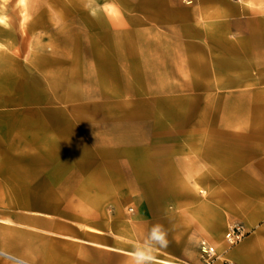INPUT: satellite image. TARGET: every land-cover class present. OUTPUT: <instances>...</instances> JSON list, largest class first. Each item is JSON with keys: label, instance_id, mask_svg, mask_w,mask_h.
Here are the masks:
<instances>
[{"label": "crops", "instance_id": "crops-1", "mask_svg": "<svg viewBox=\"0 0 264 264\" xmlns=\"http://www.w3.org/2000/svg\"><path fill=\"white\" fill-rule=\"evenodd\" d=\"M133 6L134 13L138 15L131 20L130 33H115L119 39L123 35L127 37L126 45L108 46L110 51L101 45L106 47L105 55L115 58L116 53L125 55L126 58L120 57L121 61L124 59L121 65L114 62L115 69L122 76L118 82H111L110 78L103 80L105 86L97 82L101 89H106L100 95L103 103L100 106L106 102L117 104L124 95H129L132 96V109L119 115L110 113L108 109L69 111L67 117L78 114L83 121H75L68 127L94 132L93 136L87 132L73 133L74 139L68 137L70 146L73 142L76 145L88 143L89 147L77 146L67 157H58V154L50 157L52 161L56 160L57 167L65 161L71 167L62 179L57 180L58 198L65 195L70 200L79 196L80 193L71 194V191L77 192V182L84 185L81 186L84 193L90 190L95 194L102 193L103 200L94 207L84 203L73 205L71 201L66 204L72 206L69 214L66 213L67 220L83 223L85 229L65 228L66 225L57 222L59 227L55 233L105 248V257L113 260L104 264H125L133 245L141 241L154 225L156 220L150 222V219L157 213L176 212L167 205V201L174 199L175 202L177 195L171 190L168 195L163 183L174 180L171 170L176 163L169 155L173 150L181 149V139L199 149L206 145L211 152L205 155L212 159H219L220 146L226 144L229 157L238 154L244 160L252 155L260 159V165L264 164V0H192L189 4L177 0H139ZM125 85L132 86L128 92L123 90ZM223 102L228 103L229 117L232 113H244L245 118L250 119L249 124L221 128L219 111ZM114 117L130 118L127 123L137 128L135 134L138 138L139 134L147 136V140L132 144L134 148L130 153L135 154L132 161L136 160L138 152L143 156L144 151V162L156 165L151 180L163 185V189L151 191L129 187L137 193L134 198L130 196L137 210L129 222L119 220L128 198L122 194L118 177L105 168L107 179L99 181L90 172L91 166L99 165L106 157L104 152L112 158H118L125 152L128 143L123 139L127 132L121 129V120L108 121ZM131 121H136V124ZM145 125L148 126L147 131L140 128ZM49 128L56 134L53 124ZM215 130L229 133L233 142L222 143L210 138L206 144L202 140L193 142ZM55 140L53 136V144ZM237 150L243 152L236 153ZM161 159L164 162L158 161ZM37 163L40 165L38 157ZM82 166L89 170L82 171ZM39 190L41 186H37L36 191ZM36 196L43 197V194L37 193ZM59 207H63L61 203ZM37 208L41 213L58 214L55 206L42 202ZM97 213L101 215L99 219L88 216ZM111 214L115 215L109 217ZM171 219L170 216L167 220ZM124 231H131V242L121 238ZM226 257L230 264H264L263 224L250 225L249 231L228 247ZM156 264L170 263L162 260Z\"/></svg>", "mask_w": 264, "mask_h": 264}, {"label": "rangeland", "instance_id": "rangeland-1", "mask_svg": "<svg viewBox=\"0 0 264 264\" xmlns=\"http://www.w3.org/2000/svg\"><path fill=\"white\" fill-rule=\"evenodd\" d=\"M40 1V15L43 27L34 33V35L39 33L38 42L40 46L47 52L52 51L50 45H54L57 50H60L59 52L64 59L62 65L57 68L74 69L76 67L75 62L82 58L80 64L87 66L93 75L94 65L91 64L90 60L88 61L84 58L83 51L80 48H83V46L88 47L96 55L99 54L96 49L100 48L101 44H104L101 42L99 30V22L101 20L104 23V30L112 36L109 37L108 45L119 47L126 45L128 39L124 35L130 33L131 20L133 16L138 15V13H134L133 5L138 4L139 0ZM177 1L184 4L187 3L183 0ZM111 21H119L120 25L114 27ZM117 31H122L121 33L124 34L120 39L116 37L117 34L115 35ZM82 32L86 36L84 38L86 45L80 42L82 41L80 37ZM33 36L29 35L28 39L22 42L23 47L18 57V61L21 62L29 78L32 75V71L25 67L24 62L30 56L26 49L29 39H31L30 45H35ZM78 40L79 44L83 46L74 53V49H78V45H75L74 42ZM1 41L0 48L3 47ZM10 41H14L13 46L15 48H20L19 32L16 31V35ZM60 53L55 52V55L60 56ZM82 77L84 75H81L77 82H67L68 89L79 95L76 100L69 103L81 105L92 102L103 105L100 102V95L106 90L105 87L101 89L94 77L92 82H89L88 78L84 79ZM42 80L44 81V79ZM126 87L129 89L132 86L127 85ZM42 91H44L43 88ZM87 93H91V96L85 97ZM44 95L46 96L47 94ZM124 96L122 101L117 104L106 102L104 106L98 107L101 110L108 109L110 113H117V115L127 113L133 107L132 96ZM227 104L226 102L221 103L219 111L221 128L227 129L231 125L241 126L249 124L250 119L245 118L244 113L237 115L232 113L231 117H229ZM44 105H39L38 108L45 110ZM52 108L69 110L66 103L54 104ZM64 119L67 122L63 123L62 130H56V134H53L49 125L44 124L37 128L34 118L32 119L28 116V120H32L34 123L32 126L27 125L25 131L26 138L24 141L26 143L24 144V149L27 157L32 159L30 163L26 164L27 174L23 178H13L5 181L0 179V252H2L0 253V264H24L4 255V253L24 260L29 264H104L113 260L111 257H105L103 252L105 248L103 247L92 245L80 238L56 234L59 227L57 222L60 225H66L65 228L71 226L77 230L85 229L83 223L68 221V215L66 214L58 215L51 212L41 213L37 211V206H40L41 202L50 207L57 204L56 200H59L57 199L59 191L55 187L58 185L57 180L62 179L67 174L68 169L71 168L66 165V161L63 165L55 166L57 162L56 160L52 161V156L58 154V157H67L69 152L73 153L74 151L71 150H74L77 146L89 147L88 143L86 145H76L73 142L70 146L68 137L74 139L73 133L87 132L91 136L94 134L93 131L86 129L73 130L68 125H72L75 122L74 118L66 116ZM123 119L127 118L114 117L108 118V121L113 120L116 122ZM229 121H231L230 124ZM132 128L134 134L130 133L131 129L129 128V135L125 134L126 136L123 139L124 143H128L125 146V152H130L131 149L133 151L134 146L132 144L147 140V136H142L141 134H139L138 138V135L135 134L137 128ZM140 128L143 131L148 130L147 125ZM53 136L56 139L55 144L52 142ZM127 136H131V138H126ZM203 137L202 139L193 140V142L202 140L206 144L210 141L205 134ZM180 142L183 143L181 149L173 150L171 152L172 155H169V158H172L176 163V166L171 170L174 180L163 183L168 195L170 190L177 195L175 202L173 201L174 199L169 200V198V201H167V205L175 209L176 212L172 214L157 213L152 219L149 218L150 222H153V219L156 220L153 222L154 225L163 226L167 231L169 240V246L158 250L156 253V261L162 262V260L167 259L181 264H186L185 262H188V264H230L227 261L226 252L228 247L235 242H229L226 238V233L231 228L239 226L241 227V238L249 231L252 224H263L264 227V164L260 165V159L252 155H249L244 160L239 158L238 154L236 157L233 155L229 157L226 144H221L220 156L217 160L205 155L207 152H211V150L206 148V145L204 149H199L191 146L185 139H181ZM52 146H54V149ZM238 152L243 151L237 150L236 153ZM37 157L40 165H36L38 164ZM37 186H41V190L36 191ZM76 186L77 192L71 191V194L80 193V195L73 196L70 200L62 201V206L71 201L73 205H82L84 203L87 206L94 207L103 200L101 199L102 193L95 194L91 190L84 193L81 187L84 186L82 183L79 184L77 182ZM121 190H123L122 194L124 197L129 200L127 199L124 202L122 215L119 220L121 222H129L133 220L137 210L130 196L134 198L137 193H134L126 185H122ZM8 193L9 196L7 195ZM37 193H42L43 197H37ZM21 194L29 196L21 197L19 196ZM25 199H28L30 206H19V201L24 202ZM114 215L111 214L109 217ZM88 216L93 219L101 217L99 213L88 214ZM170 216L172 221L167 220ZM144 221H148V219ZM192 223L196 225L191 227ZM141 234H143V231H141ZM131 237V231H124L121 238L125 242H131ZM205 246L211 247L214 250V254L205 253L202 249Z\"/></svg>", "mask_w": 264, "mask_h": 264}, {"label": "bare ground", "instance_id": "bare-ground-1", "mask_svg": "<svg viewBox=\"0 0 264 264\" xmlns=\"http://www.w3.org/2000/svg\"><path fill=\"white\" fill-rule=\"evenodd\" d=\"M40 3V0H0V40H2L1 43L3 44V47L0 48V179L3 180L23 178L27 174L26 164L30 163L32 159L27 157L24 149V144L26 143L24 141L26 138L25 131L27 125L32 126L34 123L32 120H28V116L32 119L34 118L37 128H40V126L44 124H53L54 129L62 130L63 123L67 122L64 118H66L69 110H97V107L100 105L96 103L90 102L89 104L81 105H72L69 103L76 100L79 95L68 89L67 82H77V80L81 78V75H84V77H82L84 79L88 78L89 82H92L94 77L95 80L100 84L102 83L101 85L103 86H105L103 80H107L108 78H110L111 82H118L122 75L115 69L114 62L118 61L121 65L124 59L121 61L120 57L126 58L125 55L123 57V54L120 53H116V58L115 56L105 55L107 51L106 47L108 50L110 49L108 43L109 37L112 36L104 30V23L101 20L100 22L98 21L101 42L106 46L103 48L100 47V50L99 48L96 49L101 55H96V53L88 47L79 44V40L74 42L75 45H78V49H74V53L81 49L84 58L88 61H92L93 65L96 66L93 68V75L87 66L80 64L82 58L75 62L76 67L74 69L69 68L65 70L57 68L59 65H62L64 59L59 52L60 50H57L54 45H50L52 51H45L38 42L39 33L34 35L36 31L43 27L40 15ZM111 23L114 27L120 25L119 21H111ZM16 31L19 32L20 36V48H15L13 46L14 41H10L12 37L16 35ZM29 35H34L33 40L35 41V45L31 46V39H29V44L26 49L30 56L27 58V61H25L26 63L24 62L25 67L32 71L30 78L27 77L28 74L25 73L26 71L22 67L21 62L18 61L23 47L22 42H25ZM80 37L82 38L80 42L86 45L84 40L86 36L83 32ZM81 46H83V48H80ZM62 51L64 52V50ZM55 52L60 53L61 57L59 55L56 56ZM127 65L130 66V63L128 62ZM128 73L131 75L129 68ZM42 79H44V81ZM42 88L44 91H42ZM123 90L128 92L126 85L123 86ZM44 94L47 95L45 96ZM90 94H85V97L91 96ZM57 103H66L69 110L65 111L67 110L65 108H52V105ZM42 104L46 105H44L46 108L45 110L38 108V106ZM77 115L72 118H74L75 121H83L82 118ZM129 120L130 118L121 120V129L127 132L126 135H129V128L132 132L134 131L132 130L133 124L127 123ZM131 122L136 124V121ZM206 136L222 143H229L234 140L229 133L222 130L217 132L216 130L211 131ZM126 138H131V136H127ZM103 154L106 155V157L102 159L101 163L99 162V165L91 166L92 169L90 172L97 180L107 179L103 170L106 168L118 177V183L121 185L137 187L144 191L163 189L162 183L158 181L153 182L151 180L154 173L153 169L156 165L152 166L144 162V151L143 156L141 152H138L135 156L136 160L134 159L133 161L132 157L135 154L130 152H124V154H120L118 158L115 156L112 158L107 155L108 153L106 154V152ZM158 161L160 163L164 162L163 159ZM87 168V166H82V171L89 170V168ZM57 199L59 200H56L57 204L54 206L58 214H69L70 209H72L71 205L59 207L62 200L66 201V196L64 195L62 198ZM18 205L27 207L30 206V203L28 199H25L24 202L19 201ZM194 225L196 224L192 223L191 227H194ZM4 255L12 257L20 263L29 264L9 254L4 253ZM163 261L170 264H181L167 259Z\"/></svg>", "mask_w": 264, "mask_h": 264}, {"label": "clouds", "instance_id": "clouds-1", "mask_svg": "<svg viewBox=\"0 0 264 264\" xmlns=\"http://www.w3.org/2000/svg\"><path fill=\"white\" fill-rule=\"evenodd\" d=\"M168 246L167 231L159 224L153 225L144 238L133 245L126 264H156L158 250Z\"/></svg>", "mask_w": 264, "mask_h": 264}, {"label": "built area", "instance_id": "built-area-1", "mask_svg": "<svg viewBox=\"0 0 264 264\" xmlns=\"http://www.w3.org/2000/svg\"><path fill=\"white\" fill-rule=\"evenodd\" d=\"M183 1H185L187 3L191 2V0H183ZM241 234H242L241 233V227L235 226V227L231 228V230L226 233V238L229 242L233 243V242H236L240 238ZM202 249L207 254H211V255L214 254V250L211 247L205 246Z\"/></svg>", "mask_w": 264, "mask_h": 264}]
</instances>
